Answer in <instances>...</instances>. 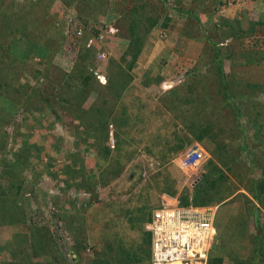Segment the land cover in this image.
I'll list each match as a JSON object with an SVG mask.
<instances>
[{
	"label": "rangeland",
	"instance_id": "obj_1",
	"mask_svg": "<svg viewBox=\"0 0 264 264\" xmlns=\"http://www.w3.org/2000/svg\"><path fill=\"white\" fill-rule=\"evenodd\" d=\"M160 1L163 11L170 12L171 16L176 6L186 10L192 6L197 13H202L201 6L206 5V1L203 4L201 0H183L182 3L177 0H152L151 5L158 7ZM250 1L247 9L232 8L229 16L234 20L228 19L216 25L201 23L200 30L196 27L195 34L200 36L204 33L208 35V40L212 37V45L225 50L227 57L248 63L246 86H206L205 92L194 90L200 91L196 97L198 102L209 100L202 103L207 107L204 110L206 115L199 121L203 123L201 129L204 128L210 135L201 143L209 157L199 180L216 168L222 171L216 178L218 182L210 199L214 207L218 206V250L215 254L223 257L227 264L248 263L254 255L258 256L259 250L262 251L260 261L264 263V221L261 224L258 219L262 217L264 220V81H256L259 75L264 77V0ZM4 2L7 6L12 0ZM17 2L18 6L13 5V10L24 5L22 0ZM253 6L262 13L252 14L251 10H255ZM205 13V17L211 19ZM176 14V17L182 15ZM102 17L104 22L99 23L103 29L104 23L117 20L119 16L110 14ZM205 17L203 21H208ZM193 21L197 23V20ZM58 29L61 30L58 32L64 30L63 27ZM112 39L111 43L110 39L107 40L105 48L110 52L111 60L118 62L122 60L128 44L123 45L121 36ZM52 40H60L55 31H51L47 42ZM164 43L165 39L156 30L147 38L145 55L142 53L139 57L136 70L130 72L126 66L127 71L135 76V81L129 84L130 90H125L129 86H121L120 90L123 94L125 90L128 105L135 99L134 111L130 115H133L131 123L136 125L137 122V125L134 136L129 132L134 141L126 138L125 146L118 147L124 153L119 155L116 145L107 144L111 150L109 158L103 157L104 152L95 145L93 136L89 135L88 141H83L87 134L84 135V129L78 128L80 121H85L87 112L98 114L97 101L86 102L83 92L93 90L98 93L99 102H103L102 91L110 90L109 85L90 89L94 86L83 84L79 79L85 72L84 65L89 63L88 59L80 56L83 45L77 49L65 38L63 43L55 42V49H49L47 53L41 52L46 50L37 41L32 43L34 49L31 54L22 49L17 55L12 52L21 60H29L30 66L23 73L22 66L6 63V69L12 74L8 77L0 74V94L16 99L13 110L8 113L11 120L0 119V264H92L93 261L120 264V260L128 258V252L139 251L143 229H147L146 224L150 222L158 202L149 196L146 198V194H135L137 189L133 185L142 172H146L153 155L160 157L163 150L171 151L170 148L179 139L177 137H182L188 145L177 150L175 156L198 141L192 131L193 126H185L183 122L184 116H189L190 110H186V106L192 100V93H188L185 86H177V97L172 90L156 88L150 92L153 95L147 96L142 90L133 88L149 86L143 83L147 74L150 82L156 83L159 62L151 63L150 60ZM185 45L180 49L185 50ZM209 48L213 50L211 46ZM98 64L108 71L109 63ZM97 67L90 70L96 73ZM107 74L104 75L107 77ZM101 82L107 85L108 80L104 82L102 79ZM45 94H52L53 107L46 112H38L34 107L45 101ZM70 107H74V112L69 111ZM142 111L145 112L144 121L138 116ZM168 114L172 116L170 120ZM33 120L38 124L28 127L27 124H32ZM112 132L113 126L109 135ZM19 153L29 156L25 166L16 164ZM172 158H166L167 167L175 166L170 162ZM113 171H120L121 175L112 177ZM172 172L168 176L173 182L176 178L182 185L186 177L184 173L180 170ZM206 181L204 177L207 184ZM160 184L161 188H165L166 180L162 179ZM160 189H151L147 194L153 191L158 194ZM202 189L203 184L197 186L199 193ZM188 193L190 190L185 191V194ZM17 208L19 222H15L14 215L13 219L7 220L6 215ZM255 212V218L247 219L248 222L241 216L254 217ZM22 235L27 237V241L21 246ZM76 239L86 245L84 249L78 248ZM119 242L126 247L124 252ZM7 243L13 245L7 247ZM150 261L151 258L144 263L150 264Z\"/></svg>",
	"mask_w": 264,
	"mask_h": 264
},
{
	"label": "trees",
	"instance_id": "obj_2",
	"mask_svg": "<svg viewBox=\"0 0 264 264\" xmlns=\"http://www.w3.org/2000/svg\"><path fill=\"white\" fill-rule=\"evenodd\" d=\"M4 1L6 0H0V74L2 76L4 75L8 77V74H12V73L6 69V65H5L6 63L13 66H22L24 68L23 73H25L27 67L30 66L29 60L27 59L21 60L17 56H14L12 52H15L17 55L18 51L22 49L25 53L31 54L34 49L32 43H35V41H37L40 44H43L44 50H46L41 52L47 53V51H50L49 49L53 50V48L55 47L54 46L55 42H58V44L63 43V40H65L64 34L63 32H58L61 30L58 29V26H56V24L60 23L61 26H64V24H62L61 23L62 21L60 20V18L64 16V10H61L60 7L55 4V0H26V2L23 3L24 4L23 6H20L18 9L15 10H13V5L19 4L18 2L12 1L10 2L9 5L4 6L5 3ZM140 1L142 0H138V2L137 0H61L64 9L70 6L76 7L78 11L79 21L84 25L86 29V35L84 36V39L86 37L97 36L103 32L102 31L103 29L100 28L101 24L99 23L98 20L99 15L107 16L110 14L111 15L116 14L119 17H117V20L111 22H113V26L118 29L119 31L118 35L123 37V45L128 44L127 50L125 51L121 61L118 62L114 60L110 61V66L108 68L109 73L107 74L108 76L106 77L108 78L107 85H102L96 78L94 71L90 70L91 68L94 69L95 67L94 59L96 57V53H98L100 49L104 50L105 47L102 46L101 48L86 49L83 44V49L80 54L81 58L88 59L89 61V63L87 62V64L84 65L85 72H82V74L79 76L81 82L86 85L88 84V86H94L93 88L90 89H94L96 86L97 87L103 86V88H105L104 86L109 85L108 88L111 90V91L110 90L102 91V95L103 98H105L104 99L105 101L99 102L97 98L96 107L98 108L97 110L98 114L92 115L87 112L85 121H80V124L78 125L79 126L78 128L84 129L82 130V133H84V135L87 134L86 137H84L85 139L83 141L87 142L89 135L93 136L94 139H96L94 142L95 145L97 144V147L101 150V152L102 151L104 152L103 155L104 158L105 157L109 158L111 152L110 146L109 145L107 146V144H110L109 129L111 126H113L114 129L113 136L115 140L116 151L119 149L118 148L119 146H125L126 138L127 139L129 138L130 141H134L133 137L132 138L129 137V132H131L132 136L135 135L133 132H135L136 130L137 122L136 125L134 123H131L133 115H130L131 114L130 112L134 111L135 105L133 104V102L135 99L133 101L131 100L130 105H128V102L125 101L126 95L123 94L120 88L121 86L122 87L129 86V84H131L135 80V76L129 73L127 71V68L130 72L136 70L135 68L137 67L138 59L144 52L147 38L153 35L156 30L160 31V35H162V37L165 40H168L170 36L174 35L173 33L175 34L177 33L181 41L182 40L184 41L185 39H181L180 35H182L183 37L189 36L190 39V38H194L195 37L194 34H196L195 32L194 34L188 35V33L184 32V30H182L180 26L175 25V21H177V19L170 16L171 15L170 12L168 14L165 9L163 11L162 9L163 4L161 1H160V5L157 4L158 7L160 6L159 8L156 5H151L152 0H143V2L139 4ZM182 1L183 0H177V2L180 3H182ZM215 1L216 2H212V3H210L209 1L208 2L209 5H207V0H201V3L206 4L204 6L205 12H207V9L208 10L210 9L209 11H211L212 9L213 11H217V7L220 4H222V1L221 0H215ZM252 1H256V0H252ZM133 3L135 5L131 6ZM11 6L12 8L9 9ZM201 7L203 9V6ZM174 9H175L174 11L182 15L183 14L188 15V13L190 14V12L192 13L195 12V10H193L192 8L186 10L182 6L179 7L176 6ZM49 19L51 21H49ZM197 22L201 24L200 21L197 20ZM198 23H196L197 24L196 27L198 28V30H200V25ZM51 31H55L58 34V36H60V40L58 41L52 40L47 42V38L50 35ZM111 42H113V39L109 40V43ZM23 43H25L26 45H24ZM211 48H213L215 55L221 56V52L223 49H221L216 44H213ZM35 55L38 54L35 53ZM5 58H9L10 60L8 61ZM14 62H18L20 65H17ZM220 66L221 65L219 64V67ZM147 82L149 83L148 85L152 84V81L150 82V79L147 80ZM182 85L184 84H181V86ZM205 87L206 86H202V87L185 86V90L190 94L192 93V100L190 99V101L186 106V110H188L189 108L190 111L188 113V111L185 110L184 113L185 114L188 113L189 116L188 117L184 116L185 118L183 119V122L185 126L186 124L189 126H193L192 131L194 133L195 138L198 140L196 142L201 141L200 143L204 142L207 137H210V135L205 131L204 128L201 129L202 127L201 124L203 123H199L202 117L206 115L204 110L207 107L202 103H206V101L209 102V100L205 99L204 101L200 100L198 102L199 99H196L198 93H200V91H204ZM197 89H201V90L195 92L194 90ZM175 90H177V88ZM39 92L40 90L38 89L37 93ZM92 92L93 90L88 93H92ZM83 93L84 95L83 94L81 95H83V97L86 98L87 92H83ZM175 93L178 94L177 92ZM173 94H174V90H173ZM51 95L52 94H49L48 96L45 94L43 99L45 101H43V103L41 104L42 106L40 105L34 108H36L38 112H46V110L52 106ZM2 96L3 95L0 94V119H2L3 121H7L6 119H8L9 121L11 120L10 119L11 116L8 113H10V111L13 110L16 99L14 100L12 98L2 97ZM193 104L195 105L192 106ZM69 111L74 112V107H70ZM98 116L101 119H99ZM138 116L142 119V121H144L143 118H145V112L144 111L140 112ZM170 117L172 116L168 114V119ZM160 123L162 124V119L160 120ZM35 124H38V122H35L33 120L32 124H27V126L28 127L34 126ZM143 130H145L144 127ZM177 139H176L177 140L176 145L170 148L171 151L169 150L165 152L163 150L162 151L163 154H161L160 157L153 155L154 160L152 159L150 165H147L148 169L146 170V172L145 171L142 172L140 178L138 179V181H136V184L133 185L135 189L140 188V186L144 187L145 185L143 183H146L147 185L145 186L146 189L149 188L150 190L151 189L156 190V188H158L159 190L161 188L160 181L164 179L166 180L165 192L169 194L177 193L174 186L176 182L172 181V179L168 176L169 174L166 175V170L170 168L167 167L168 162L166 163V158L171 159L173 156L176 155L175 154L176 151L177 150L179 151L186 144V141L183 140L182 137H177ZM181 140H183V142H181ZM161 145L162 143L159 144V146ZM117 152L120 155L125 151L119 149ZM18 155L20 157H18V159H15L16 164L20 166L22 165L25 166V164L28 162L29 156L22 155L20 153ZM15 156L17 157V155ZM130 159L131 157L126 162H128ZM74 161H77V157L76 158L74 157ZM171 161L172 160H170V162ZM155 162H157V164ZM155 164L156 166H154ZM221 173L222 171L220 170V168H216L215 170L209 171L207 174H204L196 185L193 186L191 184H188V188H186L183 191L182 195L180 196L181 205L185 207L190 205H194L196 207L214 206V203L210 199V197L214 195L215 187L218 182V180L216 181V178L218 175L220 176ZM120 175H121L120 171L119 172L113 171L111 173L112 177H119ZM204 177L207 179L206 181L207 184L204 183ZM170 183L172 185H170ZM200 184H203V189L201 190L203 195H201V192L199 193L197 190V186ZM186 190H190V193L185 194ZM197 196H199V198H197ZM12 215H14L15 222L18 223L20 220V214L18 208L16 211L11 210V212H9L6 215L7 220L13 219ZM70 229L74 231V229L72 228ZM143 230H144L143 231L144 234L141 239L142 246H140L139 251H135L133 253L128 252V256H127L128 258L120 260L119 262L120 264H131V263L145 264L144 263L145 261H148L150 258H152L151 233L145 228ZM76 240H78V248L84 249V246L86 245L81 243L82 242L81 240L79 239ZM20 241H21L20 245L25 244V241H27V237L25 235H22ZM116 241L117 240H115V245L117 244ZM6 245L7 247H11L13 244L10 245L9 243H7ZM119 246L121 247V250H123V252L126 250L125 249L126 247H124L121 242H119ZM143 246L144 249L142 248ZM216 250L218 249H217V245L215 244L210 252L209 264H227V262H225L223 257L215 254ZM257 253H258V257L261 258L262 251L259 250L257 251ZM57 256L58 255L56 254L55 257ZM78 258H80V256ZM256 261H257V255H254L252 261L248 263L238 262L237 264H256ZM92 264H102V263L98 261H93Z\"/></svg>",
	"mask_w": 264,
	"mask_h": 264
},
{
	"label": "built area",
	"instance_id": "obj_3",
	"mask_svg": "<svg viewBox=\"0 0 264 264\" xmlns=\"http://www.w3.org/2000/svg\"><path fill=\"white\" fill-rule=\"evenodd\" d=\"M24 1V0H22ZM222 4L217 11H227L232 8L247 9L250 0H221ZM252 14H257L251 10ZM56 26L63 27L64 37L75 44L77 49L84 44L86 49H94L98 46H107L110 36L119 33L113 26V22L104 23L103 32L97 36L86 37V29L79 21L77 11L69 9L60 18ZM107 48L96 54L95 60L101 64H107L110 58ZM97 74V73H96ZM98 78L105 82V78L98 75ZM165 89L168 83H164ZM112 147L115 140L111 139ZM207 151L200 144L195 143L185 150L177 159L178 168L188 178L195 176L192 180L194 186L199 179L200 172L207 161ZM30 196V194H28ZM218 206L196 207L194 205L182 206L178 197L170 194L162 196L160 205L153 211L150 222L146 225L152 237V258L151 264H209L210 252L217 241L216 219Z\"/></svg>",
	"mask_w": 264,
	"mask_h": 264
},
{
	"label": "crops",
	"instance_id": "obj_4",
	"mask_svg": "<svg viewBox=\"0 0 264 264\" xmlns=\"http://www.w3.org/2000/svg\"><path fill=\"white\" fill-rule=\"evenodd\" d=\"M209 1H210V3L215 2V0H207V3ZM191 8H192V6H191ZM253 8H254V6H253ZM231 11H232V9H229L225 12L224 11H219V12L213 11V9L211 11H209L207 9L208 15L211 16V19L208 20L205 17L206 13H205V10L203 7L202 13L201 12L197 13L195 11L194 13H192V12H190V14L188 13V15L183 14L179 17H176L175 15H178V14H176L178 12L174 11L172 17L177 19V21H175V25L180 26V28L182 30H184V32L188 33V35H189V34H194L196 32V29H194V28L196 27L197 24H196V22L193 21L194 19H197L201 23L207 24V25L222 24L226 21L234 20L233 17L230 18L231 16H229V13H231ZM253 11H256L258 13L257 15H260L262 13V10H260V9H257V10L255 9ZM102 16L103 15H99V17H98L99 22L100 21L104 22V21H102V19H104V17H102ZM204 17L208 21H206V20L203 21ZM173 34L174 35L170 36L168 38V40H165L166 43L161 45L162 48H161V46H159L161 48V50L160 51L158 50V52H156L155 57L151 58V60H150L151 63L159 62L158 63L159 66L156 68L158 70L157 76L155 78L156 83H153L149 86H133V88H138L139 90H142L144 92V95H147V96L149 94L153 95L152 93H150V92H152V90H155L156 88L161 89V86H157L159 83H162L165 80H169L172 78L179 77V75L180 76L185 75V77H186L185 83H183L184 85H182V86H227V85L228 86H246V84L248 83V79L245 76L247 75L246 73H247L248 67L246 65L248 63H243V62L240 63L235 58L230 59L229 57L226 56L225 53H227V52H225V50H222L221 56L215 55L214 51L209 48L210 46H212V41H213L212 37H210L211 39L208 40L209 39L208 35H206L204 33L201 34L200 36L199 35L195 36V34H194L195 37L190 38V39H189V36H185L186 37L185 38L182 35H180L181 39H185L184 41L183 40L181 41L179 39V37H178L179 35L177 33L176 34L173 33ZM179 34H180V32H179ZM196 37H197V39H196ZM183 45H185V50L180 49V47ZM146 49L147 48H145V50ZM206 52H207V54H206ZM144 55L145 54L143 53V56ZM219 64L221 65L220 66L221 68L219 67ZM98 65H100V64H98ZM97 69L99 70V73H101L103 75L104 74L106 75V73H109V70L106 72L105 68L103 66L102 67L98 66ZM261 76H263V75H259L256 78V81H258V79H259L260 81L263 82L264 77H261ZM230 77L233 78V81H232V79L230 80ZM252 77L255 78V76H252ZM259 77H261V78H259ZM149 79H151V78L147 74V77H145V80L143 83L149 84L147 82V80H149ZM181 84L178 86H181ZM152 85H154V86H152ZM130 89L131 88L129 86L125 90L128 91ZM125 90H124V95H125ZM175 92H177V91L175 90L173 95L176 94ZM182 94H183V92H182ZM96 95H97L96 93H88V91H87L86 102L96 101V99H97ZM178 95H179V93L175 97H177ZM176 100H180V99H174V101H176ZM109 136L111 137V135H109ZM181 154H182V152L180 154H178L177 156H175L174 159H172L171 162L173 164H175V166H172L171 168L166 170V175L169 173L172 174L173 173L172 171L180 170L177 166V164H178L177 159L181 156ZM77 157H79V156H77ZM84 164H86V163H84ZM184 175L186 177H185V180H184L182 185L180 184L179 181L177 182L176 178H174L175 179L174 182H176V184L174 186H175L177 193L176 194H170L174 197H178L179 199H180V196L182 195L183 191L186 188H188V184L192 185V180H194V178H195V176L188 178L185 173H184ZM145 186H147V185L145 184ZM145 186L137 188V191H135V194H137V193L138 194L139 193L140 194H146V198H147V196H149L153 201L158 202L157 207L161 203L162 196L169 194V193L165 192L166 187L163 189L161 188V190H160V192H158V194L156 193V191H153L152 194H147V192L150 189L149 188L146 189ZM241 216H243L245 218V221L248 222L247 219L255 218L256 212L254 213V217L250 215V218H249L248 216H246L244 214H242ZM258 219H260L261 224H263L262 223L264 221L263 218L259 217ZM250 230H251V228H250ZM74 257H75V254H74ZM76 258L77 257H75L74 259H76ZM260 259L261 258L257 256L256 264H264L260 261Z\"/></svg>",
	"mask_w": 264,
	"mask_h": 264
},
{
	"label": "clouds",
	"instance_id": "obj_5",
	"mask_svg": "<svg viewBox=\"0 0 264 264\" xmlns=\"http://www.w3.org/2000/svg\"><path fill=\"white\" fill-rule=\"evenodd\" d=\"M12 1H20V0H12ZM26 0H24V2H25ZM55 2H56V5H58L59 7H60V9L61 10H64V15H65V13L69 10V9H71V8H74L76 11H77V9H76V7L75 6H70V7H67V8H65L64 9V6H63V3L61 2V0H55ZM77 14H78V11H77ZM117 36H119L118 34L117 35H115V36H110L108 39H112V38H114V37H117ZM97 54V53H96ZM111 61V60H110ZM110 61L108 62V63H110ZM98 65V62L95 60V66H97ZM99 66V65H98ZM96 73L97 74H95L96 75V77H97V79H98V81L102 84V82H101V80L98 78V75L100 74V76H102V77H104L105 78V82L107 81V78H106V76L105 75H103V74H101V73H99V70L98 71H96ZM184 80H186V77H185V75H179V77H176V78H172V79H169V80H165V81H163L162 83H160L159 84V86H161V89L162 90H174L175 88H177V86L178 85H180L181 83L183 84L184 82ZM164 83H168V86H171V87H169V88H164L163 86H164ZM112 137H113V139H114V136H113V132L111 133V137H110V144H111V139H112ZM196 143V142H195ZM195 143H193L191 146H188L187 148H185V150H187L188 148H190V147H192ZM197 143H200V142H197ZM201 144V143H200ZM202 145V144H201ZM203 146V145H202ZM204 147V146H203ZM205 148V147H204ZM206 149V148H205ZM185 150H183L182 151V153L185 151ZM183 172V171H182ZM200 180L198 179V181L196 182V184L199 182ZM195 184V185H196Z\"/></svg>",
	"mask_w": 264,
	"mask_h": 264
}]
</instances>
